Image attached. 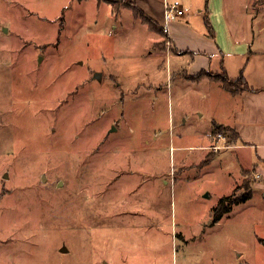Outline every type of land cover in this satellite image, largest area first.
<instances>
[{
	"label": "rangeland",
	"instance_id": "rangeland-1",
	"mask_svg": "<svg viewBox=\"0 0 264 264\" xmlns=\"http://www.w3.org/2000/svg\"><path fill=\"white\" fill-rule=\"evenodd\" d=\"M178 1L202 27L205 0ZM226 1H209L223 42L225 20L264 16ZM130 6L0 0V264H264V161L209 156L229 107Z\"/></svg>",
	"mask_w": 264,
	"mask_h": 264
},
{
	"label": "crops",
	"instance_id": "crops-1",
	"mask_svg": "<svg viewBox=\"0 0 264 264\" xmlns=\"http://www.w3.org/2000/svg\"><path fill=\"white\" fill-rule=\"evenodd\" d=\"M107 2L113 4L114 10L118 11V13L127 6H130L129 2H135L141 9L152 16L161 27L168 31L166 36L164 32L157 31L158 40L156 43L164 40L165 37H168L171 43L170 48L169 46L167 48L165 46L161 50L175 51L178 55L188 52L196 53L194 55L195 64L193 68L189 71L186 68L183 69L182 75L188 81L192 80L198 83L205 82L209 84L210 88L207 89V92L210 98H220L218 103H222L223 100L227 107H229L226 116L221 119L223 121L217 126H221V124L229 126L238 134L236 139L231 141V132H225L231 142L227 143L228 146L221 148L235 149L236 161L241 165L242 172L260 169L262 166L257 165L253 161V158L256 150L257 155L264 161V20L260 19L264 16H261V14L251 15L247 9L246 14H249V19L246 22L240 20L241 22L233 29L228 21L225 20V34L227 36L225 37L226 42H223L220 39L221 30L215 31L214 37L209 33L205 22L206 0L204 6L199 5L198 12L200 15H203L204 24L198 29H193L190 26L192 21L190 18H187L184 2L178 0L176 4H172L183 8L184 13L179 18L173 19L168 23H166L164 16L167 4L172 5L168 0H107ZM226 6L227 1L225 0L224 11ZM211 11L210 9V14ZM193 39H197L198 43L191 44L190 41ZM204 70L214 73L225 70L232 79L238 78L241 71H243L251 88L250 90L233 94L224 87L220 80H214L207 75L197 79L189 76L197 75ZM212 143L211 135L210 144L197 147L211 149ZM221 148L214 150L209 156L217 151H221ZM210 158H207V160L210 161ZM207 160H201V162L196 163L202 165Z\"/></svg>",
	"mask_w": 264,
	"mask_h": 264
},
{
	"label": "trees",
	"instance_id": "trees-1",
	"mask_svg": "<svg viewBox=\"0 0 264 264\" xmlns=\"http://www.w3.org/2000/svg\"><path fill=\"white\" fill-rule=\"evenodd\" d=\"M129 4L132 6L134 15L136 17H140L143 19L144 22H147L151 28L154 30H160L165 32V34L168 33L165 28L161 27L159 23L152 17L150 16L146 11L141 9L135 2H129ZM205 22L207 24L209 33L212 37L215 36V30L212 26L211 23V15H210V7H209V0H207V8H206V14H205ZM204 75L210 76L212 79L217 80V81H222L224 87L231 91L233 94L241 93L246 90H250V85L248 84V81L246 79L245 74L243 71H241L240 76L238 78L232 79L226 72L221 71L219 73H214L209 70H204L198 73L197 75H189L190 77H193L195 79L204 77ZM215 132L221 133V132H227L230 131L232 134V141L236 139L238 134H236L229 126L222 125L221 126H216L214 129ZM208 161V160H207ZM206 161V162H207ZM248 171V170H246ZM252 188L250 185H247V191L245 194L241 197L236 198L234 201L232 199V196H223V198L219 201L218 205L213 208L214 210V218L213 221H218L223 218V215L227 212L230 211L232 208V204L238 203L243 200H248L252 198ZM229 203H227V201Z\"/></svg>",
	"mask_w": 264,
	"mask_h": 264
},
{
	"label": "built area",
	"instance_id": "built-area-1",
	"mask_svg": "<svg viewBox=\"0 0 264 264\" xmlns=\"http://www.w3.org/2000/svg\"><path fill=\"white\" fill-rule=\"evenodd\" d=\"M183 13H184L183 8H180L173 4L172 5L167 4L165 12H164L166 23L172 21L173 19L179 18ZM170 44H171L170 41H168L167 46H169V48H170ZM218 137H219V140L229 138V136L225 132L218 133ZM226 146H228V144L223 143L220 145H216L215 148L219 149L221 147H226Z\"/></svg>",
	"mask_w": 264,
	"mask_h": 264
},
{
	"label": "water",
	"instance_id": "water-1",
	"mask_svg": "<svg viewBox=\"0 0 264 264\" xmlns=\"http://www.w3.org/2000/svg\"><path fill=\"white\" fill-rule=\"evenodd\" d=\"M101 77V73H99V74H97V75H95V78H100ZM6 176H8V175H6ZM63 250H66V247L65 248H63Z\"/></svg>",
	"mask_w": 264,
	"mask_h": 264
}]
</instances>
